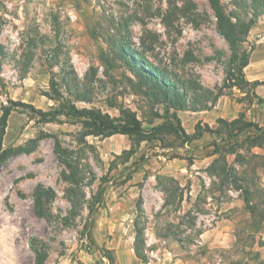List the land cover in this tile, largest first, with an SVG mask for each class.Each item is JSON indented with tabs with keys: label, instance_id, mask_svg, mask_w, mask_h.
Wrapping results in <instances>:
<instances>
[{
	"label": "rangeland",
	"instance_id": "rangeland-1",
	"mask_svg": "<svg viewBox=\"0 0 264 264\" xmlns=\"http://www.w3.org/2000/svg\"><path fill=\"white\" fill-rule=\"evenodd\" d=\"M219 13L252 24L241 36L245 75L264 81V0H0V120L13 109L0 264H264V152L251 149V131L189 139L199 123L225 130L222 118L264 114L255 100L248 115L250 86L226 88L231 49ZM131 51L157 71L132 64ZM19 103L133 114L142 132L89 135L77 119L44 124Z\"/></svg>",
	"mask_w": 264,
	"mask_h": 264
},
{
	"label": "trees",
	"instance_id": "trees-1",
	"mask_svg": "<svg viewBox=\"0 0 264 264\" xmlns=\"http://www.w3.org/2000/svg\"><path fill=\"white\" fill-rule=\"evenodd\" d=\"M212 4H216V0H210ZM217 18L219 20L218 28L222 36L225 38V40L230 44L231 49V56H230V63H229V70L227 74V86L226 88L230 90L237 89L239 91H245L247 87H251L252 92V99L250 101V105H253V102L256 100L259 104H264V99L259 97L255 93V89L258 86H264V81H254L250 82L246 79L245 75V69L249 65V52L244 50L242 47L243 40L241 39V36H247L252 28V24H245L243 22H239L235 26L227 17H225L222 13L217 14ZM235 27L237 28L235 30ZM239 30V34H235ZM125 46V47H124ZM128 47L127 44H122L121 48L123 51V48ZM124 52V51H123ZM132 52V51H131ZM133 53V59L130 60V62H133L132 64H138L141 66V70L147 72H151L152 74L154 71H157V68L151 63L146 60L144 57H142L137 52ZM162 77V78H161ZM159 80L160 84L167 87L169 89L168 92H172L174 90H177V85L174 82H171L170 80L166 79L165 76H161ZM78 99H82L81 96H78ZM176 109L177 110H184L185 104L183 102V95L177 93L176 94ZM19 106L23 108H29L31 111L41 117V122L44 124L49 123H58L59 120L58 117L64 116L67 119L73 120L77 119L83 123L86 129L91 130V134L89 135H106L108 137H111L116 134L121 135H133V134H139L142 132L141 124L136 119V116L133 114H124L123 113V119H112L109 114H104L100 110H88V109H78L75 107H71L68 112L65 110H62L61 112H42L37 111L33 108V106L26 105L19 103ZM11 107H6L0 120V168L1 166L12 156L13 152L10 149H6L3 147V137L5 132V127L8 122V119L12 112ZM245 116L244 113H241L240 117L238 119H235L231 122H227L223 119L218 120L219 124H224L226 127L225 130H219V129H213L208 125H205V128H202V125L199 123L195 128V133L193 136H191V140H198L201 139L205 134H216V135H225L228 138L231 139H237L238 137H241L244 133H247L251 131V149L260 148L264 149V125H261L260 123H254L244 120ZM181 129V128H180ZM182 133H185L182 131ZM186 137H190L188 134ZM150 138V137H149ZM148 140V139H147ZM57 143V151L60 153L62 151L60 142L58 140ZM216 151H219L220 148L218 146H215ZM23 151L22 150H18ZM64 153V152H62ZM259 156V155H258ZM257 156V157H258ZM264 157V156H262ZM66 158V156H65ZM68 158V156H67ZM68 172L69 176L67 177L68 180L76 185L80 184L81 178H80V172L78 170V167L73 164V162L70 161H63ZM213 167V166H212ZM45 194L41 192L40 189H37L36 192V199L37 204L42 209V198ZM142 205V198L139 199L137 202V207ZM136 252L138 250L134 249ZM138 254V253H137Z\"/></svg>",
	"mask_w": 264,
	"mask_h": 264
},
{
	"label": "crops",
	"instance_id": "crops-1",
	"mask_svg": "<svg viewBox=\"0 0 264 264\" xmlns=\"http://www.w3.org/2000/svg\"><path fill=\"white\" fill-rule=\"evenodd\" d=\"M254 81H262V80H251V82H254ZM261 87H264V86H258V87L255 89V93H256L259 97H261V98L264 99V97L261 96V94H260V88H261ZM254 102H255V101H254ZM254 102H253V105L251 106V111H249L248 115H250V113L252 114V112H254L255 109H256V105L254 104ZM256 103H258V102L256 101ZM258 105H264V104H259V103H258ZM248 110H250V108H249ZM222 119H224V118H222ZM234 119H235V118H234ZM237 119H238V118H237ZM251 122H254V123H260L261 125H264V114H258L257 116L254 115L253 118L251 117ZM254 150L256 151L257 154L260 153L261 155H262V152H264V149H260V148H255ZM263 156H264V155H263Z\"/></svg>",
	"mask_w": 264,
	"mask_h": 264
}]
</instances>
